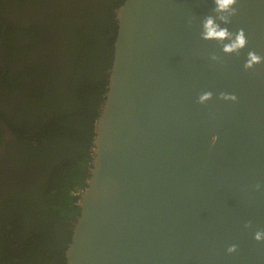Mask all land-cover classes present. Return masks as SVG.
Instances as JSON below:
<instances>
[{
  "label": "water",
  "instance_id": "95a60500",
  "mask_svg": "<svg viewBox=\"0 0 264 264\" xmlns=\"http://www.w3.org/2000/svg\"><path fill=\"white\" fill-rule=\"evenodd\" d=\"M213 7L123 0L116 9L89 177L63 264H264V240L254 239L264 231V62L244 68L249 51L264 57V0L234 6L227 27L248 41L239 54L201 39Z\"/></svg>",
  "mask_w": 264,
  "mask_h": 264
},
{
  "label": "trees",
  "instance_id": "16d2710c",
  "mask_svg": "<svg viewBox=\"0 0 264 264\" xmlns=\"http://www.w3.org/2000/svg\"><path fill=\"white\" fill-rule=\"evenodd\" d=\"M122 2L90 0L72 16L28 27L35 35L34 49L45 47L38 64L26 62L27 45H17L25 65L8 88L22 91V100L4 118L16 137V162L20 168L29 165L37 182L34 191L25 188L1 203L3 258L26 264L64 263L89 177L94 126L113 58L115 14ZM30 76L29 82L22 79Z\"/></svg>",
  "mask_w": 264,
  "mask_h": 264
},
{
  "label": "flooded vegetation",
  "instance_id": "af4514ba",
  "mask_svg": "<svg viewBox=\"0 0 264 264\" xmlns=\"http://www.w3.org/2000/svg\"><path fill=\"white\" fill-rule=\"evenodd\" d=\"M90 0H0V206L9 196L27 188H33L37 182L30 171V166L24 164L21 168L16 162L17 142L15 135L8 129L4 114L11 113L17 101L22 100L20 93L8 88L18 79L22 67L23 57L16 52L22 45L28 46L29 54L26 62L39 63L45 56V47L40 44L34 49L35 35L27 28H34L43 22L52 23L62 17L72 16L80 12L85 3ZM6 18V19H5ZM48 36L46 41L48 42ZM45 41V42H46ZM46 42V44H47ZM17 48V49H16ZM48 57V55H47ZM32 77L22 78L29 82ZM8 198V199H7ZM55 253L54 249L50 256ZM61 262V261H60ZM59 262V263H60ZM0 264H26L17 258H3L0 255ZM28 264H31L28 263ZM48 264V262L46 263Z\"/></svg>",
  "mask_w": 264,
  "mask_h": 264
},
{
  "label": "clouds",
  "instance_id": "9594fccd",
  "mask_svg": "<svg viewBox=\"0 0 264 264\" xmlns=\"http://www.w3.org/2000/svg\"><path fill=\"white\" fill-rule=\"evenodd\" d=\"M213 4V14L205 16L201 21V39L219 43L222 46V52L225 54H239V52L244 49L248 43L245 31L241 28L236 32H232L227 27V25L231 23V17L237 14V8L234 7L237 4V0H213ZM189 24H191V21H189ZM222 25L225 26L222 27ZM211 59L216 60L218 57L213 54ZM262 62H264V57H261L254 51H249L244 68L251 69L255 65ZM212 96V92H204L199 96L198 102L203 104L209 101ZM220 97L224 100L235 101L237 99L235 95H228L225 93H221ZM259 187L260 186L257 185V188ZM245 226L251 227V222ZM254 239L256 241L264 240V231H256ZM236 247V245H232L227 249V251L232 253L236 251Z\"/></svg>",
  "mask_w": 264,
  "mask_h": 264
}]
</instances>
